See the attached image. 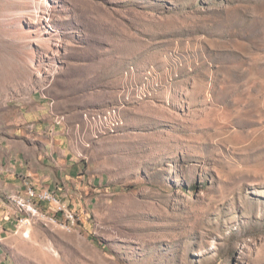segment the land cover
<instances>
[{
  "label": "rangeland",
  "instance_id": "1",
  "mask_svg": "<svg viewBox=\"0 0 264 264\" xmlns=\"http://www.w3.org/2000/svg\"><path fill=\"white\" fill-rule=\"evenodd\" d=\"M39 101L91 188L0 264H264V0H0V141Z\"/></svg>",
  "mask_w": 264,
  "mask_h": 264
},
{
  "label": "crops",
  "instance_id": "2",
  "mask_svg": "<svg viewBox=\"0 0 264 264\" xmlns=\"http://www.w3.org/2000/svg\"><path fill=\"white\" fill-rule=\"evenodd\" d=\"M27 185L37 192L51 190L60 200L81 197L91 188L68 135L43 101L21 111L12 136L0 141V241L22 216L10 197L24 196Z\"/></svg>",
  "mask_w": 264,
  "mask_h": 264
},
{
  "label": "built area",
  "instance_id": "3",
  "mask_svg": "<svg viewBox=\"0 0 264 264\" xmlns=\"http://www.w3.org/2000/svg\"><path fill=\"white\" fill-rule=\"evenodd\" d=\"M24 196H33L36 199H38V207L20 208L16 204V195L10 197V201H12L15 204L18 211L22 214V216L18 218V226L28 224L31 218L36 217V212L41 210L39 208V204L46 203L49 205V201H56V208H55L56 212L58 206L63 205L59 200V198L51 190H41L37 192L33 187L27 185Z\"/></svg>",
  "mask_w": 264,
  "mask_h": 264
},
{
  "label": "bare ground",
  "instance_id": "4",
  "mask_svg": "<svg viewBox=\"0 0 264 264\" xmlns=\"http://www.w3.org/2000/svg\"><path fill=\"white\" fill-rule=\"evenodd\" d=\"M16 204L20 208L38 207L37 206L38 199H36L33 196H16ZM49 205H51L54 208H56V201H49ZM38 213H39V211L36 212V215ZM57 213L63 214L68 221H73L74 220L73 214H71V212L64 205H59L58 206Z\"/></svg>",
  "mask_w": 264,
  "mask_h": 264
}]
</instances>
